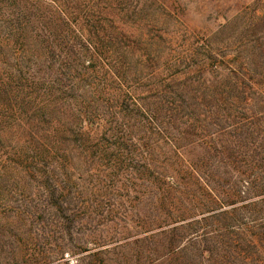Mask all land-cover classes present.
I'll return each instance as SVG.
<instances>
[{"label": "rangeland", "instance_id": "obj_1", "mask_svg": "<svg viewBox=\"0 0 264 264\" xmlns=\"http://www.w3.org/2000/svg\"><path fill=\"white\" fill-rule=\"evenodd\" d=\"M0 264H264V0H0Z\"/></svg>", "mask_w": 264, "mask_h": 264}, {"label": "trees", "instance_id": "obj_2", "mask_svg": "<svg viewBox=\"0 0 264 264\" xmlns=\"http://www.w3.org/2000/svg\"><path fill=\"white\" fill-rule=\"evenodd\" d=\"M29 82L25 83L22 85L23 89H31V87L29 86Z\"/></svg>", "mask_w": 264, "mask_h": 264}]
</instances>
